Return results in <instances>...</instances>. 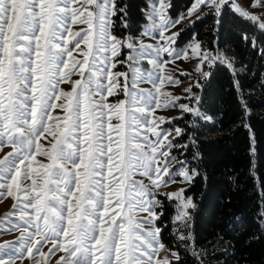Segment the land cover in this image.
<instances>
[{
  "label": "snow or ice",
  "instance_id": "6c2138e0",
  "mask_svg": "<svg viewBox=\"0 0 264 264\" xmlns=\"http://www.w3.org/2000/svg\"><path fill=\"white\" fill-rule=\"evenodd\" d=\"M171 8V0H148L143 15L150 23L142 36L155 43L146 44L114 34L116 20L132 32L130 5L120 0H0V199L13 201L0 234L19 232L0 243V264H46L56 252L64 253L56 264H187L161 241L157 195L178 180L191 185L199 175L172 150L195 146L189 126L175 122L201 118V96L193 89L202 84L197 80L182 97H170L162 85L178 80L164 69L181 58L195 60L196 73L207 79L211 73L204 68L224 65L225 58L195 37L178 49L183 29H172L185 20L195 23L192 17L202 20L208 8L204 15L214 14L218 34L231 9L264 34V0H249L247 7L237 0H193L175 19ZM73 25L86 27L73 31ZM242 38L264 56L256 37ZM226 66L235 74L231 61ZM234 87L241 89L239 78ZM159 107L181 114L155 116ZM55 109L63 115L53 116ZM186 134L192 143H178ZM187 191L162 193L175 203L178 224H187L195 207ZM161 251L168 255L158 258ZM191 254L193 264H201L194 242Z\"/></svg>",
  "mask_w": 264,
  "mask_h": 264
},
{
  "label": "trees",
  "instance_id": "16d2710c",
  "mask_svg": "<svg viewBox=\"0 0 264 264\" xmlns=\"http://www.w3.org/2000/svg\"><path fill=\"white\" fill-rule=\"evenodd\" d=\"M120 2L130 5L132 32L116 20L114 33L140 37L148 22L143 15L148 0ZM192 2L171 0V16L185 13ZM209 11L204 8L202 20L194 18L195 23L185 24L177 42L185 45L195 37L225 58L224 65L207 68L209 78H199L202 88L193 89L201 96V118L175 122L182 128L188 125L196 137L189 150L173 149L199 172L185 187V195L192 197L195 207L189 210L187 224L176 228V205L159 194L162 207L157 212L163 215L157 225L161 241L179 251L187 264H193V242L201 264H264V56L242 38L247 34L264 45V34L231 9L217 34L214 14L204 15ZM215 39L220 41L219 47ZM227 61L233 63L235 74ZM237 78L242 86L239 90L234 87ZM178 143L192 141L186 134ZM180 235L191 238L180 240Z\"/></svg>",
  "mask_w": 264,
  "mask_h": 264
},
{
  "label": "rangeland",
  "instance_id": "374dc122",
  "mask_svg": "<svg viewBox=\"0 0 264 264\" xmlns=\"http://www.w3.org/2000/svg\"><path fill=\"white\" fill-rule=\"evenodd\" d=\"M249 0H237V3H239L242 7H247ZM203 12V11H202ZM201 12V13H202ZM171 15V14H170ZM173 19H175L176 17L171 16ZM195 17H192V20ZM148 23H150L149 21L144 25L143 31L145 29V27H147ZM189 23L188 20L182 21L181 24L177 25L176 29H172V31H176L181 29L185 24ZM85 25H73V31H79L81 28H85ZM115 34V33H114ZM138 38H142L144 40V43L146 44H150V43H155V41L148 36H140ZM189 43L185 44V45H177L176 47L178 49H183L186 45H188ZM83 47V45H82ZM214 53V52H213ZM128 54V50L125 49L123 52V57H126ZM215 54V53H214ZM74 55L76 56L77 59H81L82 56L77 52L74 53ZM165 59H167L165 57ZM145 68H150L151 65H148L146 62L143 65ZM127 68V65H125L124 67H119L118 69L119 71H125ZM208 67H205L204 70L207 71ZM165 71L172 73V78L178 80V83L175 85H169L167 83L162 85V91L165 94H168L170 97H177L180 96L182 97L184 95V90L189 86V84L195 83L197 80L199 81V75L196 73L195 71V60H186L184 58H181L179 60H176L175 62L169 63L165 65ZM181 72H186L189 75H187L186 77L183 75H180ZM193 77H195V79H193ZM79 77H73V79H78ZM60 87L64 90V91H70L71 90V86L69 84H61ZM140 87H144V88H150L151 85L150 84H142L140 85ZM108 101L110 103H116V97H107ZM119 99L123 100L124 97L120 96ZM159 101L161 104L166 103V101L163 100V97H158ZM183 102H187V101H183ZM180 110L179 108H163V107H159L155 109V116H163L166 119H171L172 117H176L179 116ZM53 116H62L63 112L60 109H55L52 112ZM159 127H169V125L167 124H162ZM159 127L157 130H159ZM49 139H51V137H49ZM154 139V137H153ZM41 142L45 144V146H47V140L45 139H41ZM11 149L8 148L7 146L5 147L4 151H10ZM172 155H176L178 157V159H181V156L178 155V153H175L172 150ZM37 159L39 160H43L44 158L42 157H37ZM45 163H47V161H44ZM178 167V165H177ZM136 179H144L145 183H148L146 178L140 177L139 175H137ZM187 184H180L179 180L177 181V183H173V184H169L167 187H162L160 189V193H169V192H173V191H178L180 187H186ZM159 195V194H158ZM158 195H157V199H158ZM12 199L10 197L5 196L4 198L0 199V220H3L4 217L6 216V214L10 213L13 211L12 209ZM176 213L173 216V224L175 225V227L177 228V225H183L182 223H176L174 218H175ZM158 227V225H157ZM19 236V232H14V233H9V232H5L0 234V243H3L5 241H13L15 240L17 237ZM51 247V244H46L44 251L48 252V249ZM61 255H64L63 252H56L54 254H52L50 257H45V261L46 264H56V261L59 259V257ZM165 255H168V253H165L163 251H161L159 253V257H163ZM25 264H27V262H25Z\"/></svg>",
  "mask_w": 264,
  "mask_h": 264
}]
</instances>
